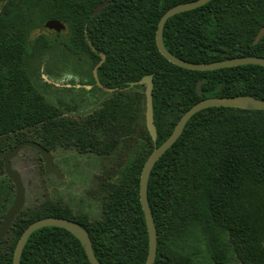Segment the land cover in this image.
I'll list each match as a JSON object with an SVG mask.
<instances>
[{
    "label": "trees",
    "instance_id": "1",
    "mask_svg": "<svg viewBox=\"0 0 264 264\" xmlns=\"http://www.w3.org/2000/svg\"><path fill=\"white\" fill-rule=\"evenodd\" d=\"M102 1H5L0 10V152L33 140L49 151L71 142L76 149L114 153L143 117L141 94L127 90L130 82L149 74L156 142L145 125L141 134L145 142L124 165H116L113 156L114 172L95 183L101 206L96 219L73 215L59 199L32 212L21 209L11 229L9 252L7 240L0 244V264L12 263L22 231L44 217L72 219L81 225L101 264H143L148 236L139 177L154 145L161 144L180 116L201 98L251 95L264 100V66L190 70L159 53L155 30L160 16L173 5L192 0H108L92 15ZM48 20L66 24L64 44L73 52H87L94 65L100 56L91 46L105 56L97 76L114 91L83 123L62 117L59 108L47 103L26 69L27 58L52 43L43 33L29 38ZM262 26L264 0H210L168 18L162 39L170 53L187 61L264 57V35L253 43ZM199 80L202 96L196 90ZM30 127L35 139H24L22 130ZM147 199L157 234L154 264H264V110L213 106L195 113L154 164ZM20 264L90 262L73 234L47 226L30 234Z\"/></svg>",
    "mask_w": 264,
    "mask_h": 264
},
{
    "label": "rangeland",
    "instance_id": "2",
    "mask_svg": "<svg viewBox=\"0 0 264 264\" xmlns=\"http://www.w3.org/2000/svg\"><path fill=\"white\" fill-rule=\"evenodd\" d=\"M5 1L2 0L0 3V10H4ZM23 16L27 17L26 9L23 10ZM57 21L64 26L58 33H50L35 28L29 34L31 39L43 33L52 40V43L38 47L33 55L27 58L26 69L31 82L44 100L59 108L62 117L75 121L81 115L98 107L108 94L96 89L93 90V93L88 94L77 89V84L81 80L86 81L90 77L94 64L87 52L77 54L66 48L64 36L67 35L68 29L64 22ZM127 90L131 93L141 94L143 117L141 122L137 123L133 135L128 136V140L122 141V144L118 142V149L115 151L116 153L114 152L116 165H124L131 152H136L139 144L145 142L141 137L145 126L144 86L130 84ZM22 137L35 139L34 128L22 130ZM51 152L54 163L60 167L64 175L62 179L45 173L44 163L33 148L23 147L11 159L12 167L19 171L25 188L22 210L26 213L32 212L45 203L55 201L58 197L64 205L72 210L73 215L86 214L90 220L98 218L101 213V206L99 197L96 195L95 183L98 180L107 179L108 175L114 172L109 161L92 153L80 154L71 142H64ZM4 156L5 152H0V163ZM0 180L10 193L8 201L1 200L5 198L4 196L0 197L1 216L3 210L10 205L13 199L14 188L1 167Z\"/></svg>",
    "mask_w": 264,
    "mask_h": 264
},
{
    "label": "water",
    "instance_id": "3",
    "mask_svg": "<svg viewBox=\"0 0 264 264\" xmlns=\"http://www.w3.org/2000/svg\"><path fill=\"white\" fill-rule=\"evenodd\" d=\"M210 0H192L188 2H183L179 4H175L172 7L168 8L166 11L162 13L160 16L157 27L155 30V42L159 53L164 56L169 62L190 70H214L225 67H233L247 64H256L260 66H264V57L261 56H236L230 57L218 61L213 62H193L180 59L170 53L162 39V33L164 24L168 18L171 16L195 9L199 6H202L209 2ZM106 4H108V0H104L100 2L92 11V15L97 14ZM63 24L59 23L57 20H48L44 22L39 29L42 31H47L50 33H58L63 29ZM264 35V26H262L253 39V43H257L259 39ZM89 43V41H88ZM91 46V44L89 43ZM91 49L99 54L100 61L94 66L93 74L95 80L98 84L97 79V68L102 64L105 59L103 53L98 52L94 47L91 46ZM201 83L202 80H199L196 84V90L199 96H202L201 91ZM132 85H144V94H145V125L146 128L155 144L157 132L153 119V102H152V89H153V81L152 74L144 75L141 79L131 82ZM213 106H223V107H231V108H241V109H253V110H264V100L256 98L251 95H235V96H226V97H206L201 98L191 107H189L178 119L175 123L173 130L168 135V137L158 146L154 145L149 155L146 157L140 172L139 177V201L143 210L145 225L148 236V249L146 259L143 264H154L156 253H157V234L156 228L154 225V220L152 217V213L148 204L147 199V186L148 180L150 176V172L157 162V160L174 144V142L178 139L180 134L182 133L187 121L198 111L213 107ZM23 147H30L36 150L39 153L40 158L44 163V171L45 173L54 174L59 179H62L64 175L61 173L59 166L54 163L53 156L49 150L40 145L38 142L33 140H24L16 144L6 155L4 158V172L7 178H9L14 187H15V197L13 202L7 209L5 215L2 218L0 223V241L6 234L8 228L10 227L14 217L19 213L24 205L25 200V188L23 186V182L21 179L20 173L11 167V159L16 155V153ZM59 227L64 228L73 234L82 245L85 254L90 262V264H101L95 257L94 251L92 248V243L87 231L78 223H76L72 219L62 218V217H44L37 219L31 222L21 233L19 239L16 242V245L13 250V257L11 264H20V258L22 254L23 247L32 232L42 227Z\"/></svg>",
    "mask_w": 264,
    "mask_h": 264
},
{
    "label": "flooded vegetation",
    "instance_id": "4",
    "mask_svg": "<svg viewBox=\"0 0 264 264\" xmlns=\"http://www.w3.org/2000/svg\"><path fill=\"white\" fill-rule=\"evenodd\" d=\"M67 27V26H66ZM68 29V28H67ZM67 35H68V33H67ZM67 35L66 36H64L65 38H64V40H66L67 39ZM65 45V44H64ZM66 46V48L67 49H69L68 48V46L67 45H65ZM96 65V64H95ZM94 65V66H95ZM94 68V67H93ZM96 73H97V71H96ZM92 76V77H91ZM97 79H98V76H97ZM98 82L100 83V81H99V79H98ZM130 84H131V82H130ZM73 86H75V84H73ZM77 89H80V90H82V91H84V92H86V93H93V90H99V91H101V92H105V93H107L108 94V96L105 98V99H103L102 101H101V103L98 105V107H96V108H94L93 110H91L90 112H88V113H86V114H84V115H81L79 118H78V120L81 122V123H83L86 119H87V117H89L90 115H92L98 108H100L101 107V105L103 104V102H104V100H106L107 98H109L110 97V95H111V93L114 91V89L113 88H109V87H106V86H104V85H102L101 83L100 84H98L97 82H96V80H95V77H94V74H93V69H92V73H91V75H90V77L86 80V81H84V80H81V82L80 83H78L77 84ZM85 109V108H84ZM14 147V146H13ZM59 147V146H58ZM56 149V148H55ZM36 151V150H35ZM9 152V151H8ZM7 152V153H8ZM51 152V151H50ZM77 152L78 153H80V154H86V153H92V154H94V155H96V156H99V157H101V158H104V159H107L108 161H109V164H110V167H112L113 166V164H112V159H113V156H114V153H112V154H100V153H98L97 151H95V150H93V149H91L90 147H85V148H82V149H77ZM6 153V154H7ZM5 154V155H6ZM39 154V153H38ZM51 154H52V152H51ZM53 156V155H52ZM4 158H5V156H4ZM4 158H3V164H2V170H3V173H4V175H5V172H4ZM53 160H54V158H53ZM11 162V161H10ZM57 165V164H56ZM58 166V165H57ZM11 167H12V164H11ZM13 168V167H12ZM60 168V167H59ZM15 169V168H14ZM16 170V169H15ZM61 170V169H60ZM18 171V170H17ZM19 172V171H18ZM62 173V172H61ZM47 174H50V173H47ZM52 175H54V174H52ZM6 176V175H5ZM55 176V175H54ZM56 177V176H55ZM6 178H7V176H6ZM58 178V177H57ZM8 179V181H9V183L11 184V186L14 188V196H13V199H14V197H15V187H14V185H13V183H12V181L9 179V178H7ZM24 186V185H23ZM1 196H4L5 198H2L1 200H5V201H8V199H9V196H10V193L8 192V189H6L5 187H4V185H3V182L0 180V197ZM13 199L11 200V203L13 202ZM56 199H59L58 197L56 198ZM55 199V200H56ZM60 200V199H59ZM61 201V200H60ZM11 203H10V205H11ZM61 203L62 204H64L62 201H61ZM10 205H8L7 206V208L5 209V211L3 212V215L1 216V219H0V223H1V221H2V218H3V216L5 215V213H6V211H7V209L9 208V206ZM23 208V207H22ZM17 216V215H16ZM15 216V217H16ZM15 217H14V219H13V221H12V223H11V225H10V227L8 228V230H7V232H6V234L4 235V237L1 239V241H0V244H1V242H2V240H7L6 242V246H7V252H9V245H10V240L13 238V231L11 230L12 229V226H13V222H14V220H15ZM11 233H12V235H11ZM19 239V238H18ZM16 245V244H15ZM3 247H0V255L2 254V252H3ZM14 250V249H13ZM12 257H13V255H12Z\"/></svg>",
    "mask_w": 264,
    "mask_h": 264
}]
</instances>
